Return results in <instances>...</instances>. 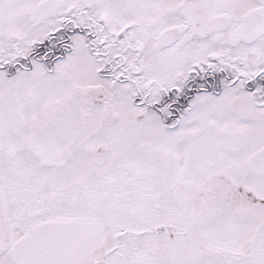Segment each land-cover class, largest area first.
I'll return each instance as SVG.
<instances>
[{
    "label": "snow or ice",
    "instance_id": "1",
    "mask_svg": "<svg viewBox=\"0 0 264 264\" xmlns=\"http://www.w3.org/2000/svg\"><path fill=\"white\" fill-rule=\"evenodd\" d=\"M0 264H264V0H0Z\"/></svg>",
    "mask_w": 264,
    "mask_h": 264
}]
</instances>
